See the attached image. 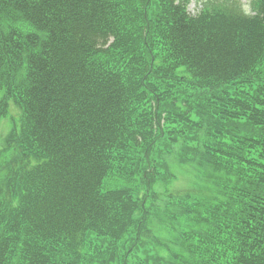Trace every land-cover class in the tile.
<instances>
[{
  "label": "trees",
  "instance_id": "obj_1",
  "mask_svg": "<svg viewBox=\"0 0 264 264\" xmlns=\"http://www.w3.org/2000/svg\"><path fill=\"white\" fill-rule=\"evenodd\" d=\"M197 1L0 0V264H264V0Z\"/></svg>",
  "mask_w": 264,
  "mask_h": 264
},
{
  "label": "rangeland",
  "instance_id": "obj_2",
  "mask_svg": "<svg viewBox=\"0 0 264 264\" xmlns=\"http://www.w3.org/2000/svg\"><path fill=\"white\" fill-rule=\"evenodd\" d=\"M205 1L206 0H203L202 2H205ZM240 1H241L242 4L244 3V6L246 7V5L248 4L249 0H240ZM199 7H200V5H199L197 0H189V4H188V7H187L189 13L195 14L196 12H198ZM12 104H14V103H12ZM9 113L12 114V115H15V114H17V109L12 108V110L9 111ZM11 119H12L11 116L8 115L6 119H2V121L0 122V144H1V141H2L1 139H3V137L6 136L7 131L9 130L10 125L8 124V122ZM165 158H167V157H165ZM160 185H161V182L156 181L155 184H154V187L159 189ZM174 187H178V188L182 189V188L186 187V182H184L182 180H179V182H177V184Z\"/></svg>",
  "mask_w": 264,
  "mask_h": 264
}]
</instances>
